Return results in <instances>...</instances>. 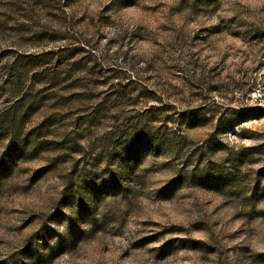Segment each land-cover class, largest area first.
Returning a JSON list of instances; mask_svg holds the SVG:
<instances>
[{"label":"rangeland","instance_id":"rangeland-1","mask_svg":"<svg viewBox=\"0 0 264 264\" xmlns=\"http://www.w3.org/2000/svg\"><path fill=\"white\" fill-rule=\"evenodd\" d=\"M0 264H264V0H0Z\"/></svg>","mask_w":264,"mask_h":264}]
</instances>
